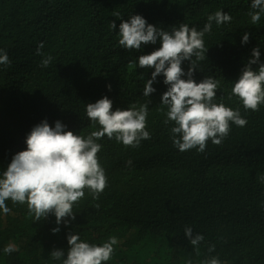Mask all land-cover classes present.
<instances>
[{
  "label": "trees",
  "instance_id": "trees-1",
  "mask_svg": "<svg viewBox=\"0 0 264 264\" xmlns=\"http://www.w3.org/2000/svg\"><path fill=\"white\" fill-rule=\"evenodd\" d=\"M217 10L232 19L213 23L205 34L206 58L193 57V76L217 79L216 102L239 108L247 123L231 124L222 143L208 141L203 152L179 151L172 122L164 123L167 109L159 104L167 86L158 76L156 91L144 97L152 69L135 62L159 42L122 48L118 26L139 14L166 30L180 24L199 30ZM249 11L250 0H0V49L10 61L0 65V170L25 148L26 134L42 119L50 126L60 120L82 136L98 130L85 105L102 96L112 100L113 110L148 103L150 132L136 147L106 135L98 141L107 186L98 198L85 189L74 218L56 233L53 214L33 221L26 204L6 201L10 212L0 214V250L9 243L19 250L0 251V264H59L50 252L66 250L71 232L95 244L115 236L107 264H201L212 256L222 264H264V105L245 110L231 95L253 47H260L264 61V16L253 25ZM110 22L117 27L110 29ZM244 32L247 44H241ZM46 56L53 59L41 67ZM188 65L183 62L185 71ZM185 227L203 235L198 249L184 236Z\"/></svg>",
  "mask_w": 264,
  "mask_h": 264
},
{
  "label": "clouds",
  "instance_id": "clouds-1",
  "mask_svg": "<svg viewBox=\"0 0 264 264\" xmlns=\"http://www.w3.org/2000/svg\"><path fill=\"white\" fill-rule=\"evenodd\" d=\"M248 15L253 25L258 24L264 16V0H250ZM115 16L120 18L119 13ZM231 19L227 12L217 10L208 15L202 29L180 24L166 30L135 14L127 20L121 19L118 26L117 42L122 48L140 50L142 45L159 42L158 48L139 55L135 62L139 68L152 69L143 87L144 97L156 91L153 84L158 76H162V82L167 86L159 104L167 109L164 123L172 122V143L179 151L195 148L203 152L208 141L221 144L229 134L231 124L243 127L247 123L239 108L228 107L222 100L216 102L217 79L208 76L197 81L193 76L197 69L193 57L196 61L206 58L205 34L212 30L213 23L220 26ZM109 27L113 30L117 26L110 22ZM248 40L249 33L244 32L241 44H247ZM42 47V44L38 46V54ZM260 57V47H253L251 56L232 83L231 95L239 99L245 110L256 111L264 105V61ZM52 59L51 56L43 58L41 67H47ZM184 61L189 62L187 71L182 67ZM9 63L6 51L0 49V65ZM253 64L258 66L253 69ZM107 87L110 90L111 86ZM112 104L108 96H102L85 105L86 117L100 126L86 136L74 134L60 120L51 126L47 119L33 125L24 138L25 148L14 153L0 170V214L10 212L6 201L26 204L33 221L53 214L57 227L51 231L56 233L61 222L67 224L74 218L73 206L85 196V189L93 198H98L107 186L105 171L97 157L102 148L98 141L106 135L126 146L136 147L141 140L150 138L146 129L148 103L114 110ZM184 236L196 249L204 239L202 234L193 235L191 227H185ZM67 244L66 250L50 252L53 261L59 264H107L118 239L110 236L106 241L95 244L71 232L67 235ZM18 250L16 244L9 243L0 251L11 254ZM208 250L212 252L214 245H210ZM201 264H222V261L212 256Z\"/></svg>",
  "mask_w": 264,
  "mask_h": 264
}]
</instances>
